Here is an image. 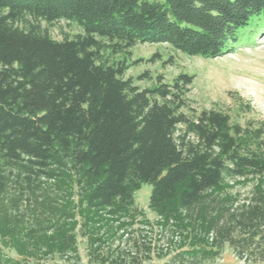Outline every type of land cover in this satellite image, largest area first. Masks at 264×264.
Instances as JSON below:
<instances>
[{"label": "trees", "instance_id": "obj_1", "mask_svg": "<svg viewBox=\"0 0 264 264\" xmlns=\"http://www.w3.org/2000/svg\"><path fill=\"white\" fill-rule=\"evenodd\" d=\"M60 19L83 32L56 40L39 24ZM257 19H264V0H0V243L21 257L0 246V264L54 254L79 259L75 222L27 228L16 201L3 200L12 169L30 187L52 163L75 176L87 219L106 209L124 215L134 192L150 183V209L173 218L187 241L164 264H221L225 245L264 264V189L240 205L220 194L225 175L264 174L253 135L218 111L182 112L190 75L171 83L158 75L142 88L124 77V60L104 62L100 53L105 45L116 54L163 43L212 59L232 52ZM178 125L185 128L177 137Z\"/></svg>", "mask_w": 264, "mask_h": 264}, {"label": "rangeland", "instance_id": "obj_2", "mask_svg": "<svg viewBox=\"0 0 264 264\" xmlns=\"http://www.w3.org/2000/svg\"><path fill=\"white\" fill-rule=\"evenodd\" d=\"M39 24L56 40L72 38L83 32L78 23L65 19L52 23L41 20ZM255 28L258 33L252 34ZM100 53L104 62L124 60L127 64L124 77H132L142 88L153 86L158 75L166 83H171L181 73L190 75L192 81L185 91L187 105L182 112L189 117L201 110L226 114L230 124L239 126L243 135H253L264 154V19H257L243 31L232 52L212 59L189 56L163 43H137L130 48V53L116 54L105 45ZM154 53L159 57L152 61L150 58ZM145 71L150 78L139 79L138 76ZM184 128L178 125L174 135L183 134ZM18 172L14 168L8 175L11 183L3 196L6 205L16 201L19 206L17 218L27 228L75 222L79 254V259L54 254L31 258L25 264H114L112 259L120 260V264H164L172 252L187 248L177 222L150 209V183L143 182L134 192V203L124 215H112L106 209L97 215H89L91 217L87 219L79 213L82 208L80 190L68 168L52 163L44 169L45 174L35 177L30 187L15 177ZM221 186L220 194L231 196L234 204L240 205L248 200L257 186L264 189V174L225 175ZM207 238L211 240L213 234L209 233ZM2 249L12 258H21L10 248L2 246ZM221 252V264H252L240 259L227 245Z\"/></svg>", "mask_w": 264, "mask_h": 264}]
</instances>
